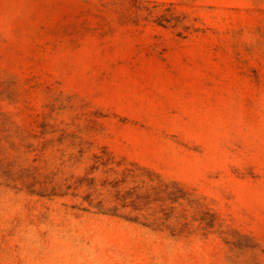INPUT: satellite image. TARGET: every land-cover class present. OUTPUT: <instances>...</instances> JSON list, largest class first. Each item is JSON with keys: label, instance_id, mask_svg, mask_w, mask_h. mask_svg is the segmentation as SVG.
<instances>
[{"label": "rangeland", "instance_id": "obj_1", "mask_svg": "<svg viewBox=\"0 0 264 264\" xmlns=\"http://www.w3.org/2000/svg\"><path fill=\"white\" fill-rule=\"evenodd\" d=\"M0 264H264V0H0Z\"/></svg>", "mask_w": 264, "mask_h": 264}]
</instances>
